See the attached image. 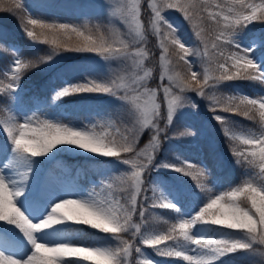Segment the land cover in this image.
<instances>
[{
    "label": "snow or ice",
    "instance_id": "obj_1",
    "mask_svg": "<svg viewBox=\"0 0 264 264\" xmlns=\"http://www.w3.org/2000/svg\"><path fill=\"white\" fill-rule=\"evenodd\" d=\"M3 3L0 0V6ZM147 8L151 33L160 49L159 89L148 85L153 69L146 62L152 54L141 20L140 0H115L110 15L124 30L87 22H49L34 17L22 0H9L5 10L15 11L30 41L47 45L49 51L25 60L14 48L9 64L0 71V102L6 104L9 113L0 118V134L4 137L0 142V264H158L145 255L140 245L181 264H218L223 257L237 252H259L264 256V95L218 94L219 86L229 81L249 80L264 85V69L252 58L253 49L243 47L237 38L249 24L264 22V0H147ZM166 9L182 13L198 44L180 38L178 28L164 15ZM206 22L212 25L211 30L205 27ZM252 43L264 45V38L257 37ZM63 53H91L116 66L110 64L111 76L107 79L85 76L75 83L65 81L64 86L54 89L53 102L75 94H107L120 102L129 122L118 124L111 118H101L69 125L49 113L46 106H37L35 111L21 106L24 75ZM180 65L183 71L177 70ZM161 91L163 105L159 102ZM187 93L208 101L212 118L229 142L231 155L246 169L239 184L214 191L207 186L204 166L180 157L174 162H157L161 137H167V128L178 110L186 105L197 108ZM231 116L254 122L255 130L236 131ZM161 120L166 121L164 127ZM146 130L152 134L140 148L139 139ZM61 145L114 158L109 161L126 167L120 175L101 180L78 198L52 202L38 172L44 160L38 158L51 159ZM158 168L190 177L206 197V203L191 218L163 220L168 225L164 231L152 229L148 216L161 218L149 210L179 213L180 209L154 183L152 195H147L145 176ZM21 197L24 201L18 204ZM50 203V212L40 219ZM28 211L33 213L31 219ZM63 221L90 226L108 234L106 239L114 243L97 245L74 240L67 232L71 225L47 232ZM198 224L215 226L229 235H194ZM41 232L50 237L49 242H41L37 235ZM25 240L31 252L14 255Z\"/></svg>",
    "mask_w": 264,
    "mask_h": 264
},
{
    "label": "rangeland",
    "instance_id": "obj_2",
    "mask_svg": "<svg viewBox=\"0 0 264 264\" xmlns=\"http://www.w3.org/2000/svg\"><path fill=\"white\" fill-rule=\"evenodd\" d=\"M259 2V0H256ZM115 0H91L86 1L83 4H79L77 0L66 1L55 8H48L43 13H39L47 17L50 21L57 20L60 22H69L73 24H83L85 22L89 25L100 24L102 27H108L114 25L121 30H124L120 21L111 16L110 13L113 10ZM141 3V20L145 26L146 35L148 38L147 47L151 52L150 59L146 62L148 67L153 69V76L148 81V85L151 88H160V49L158 47V40L151 33L150 19L151 13L147 8V0H140ZM25 8L32 14H38L36 8L32 3L25 1ZM103 5V7H102ZM167 19L178 28V35L182 40H185L189 44H198L192 27L187 21H184L182 13L177 10L166 9L164 14ZM205 27L211 30L212 25L210 22L205 23ZM2 30L0 29V32ZM257 37L264 38V22H254L249 24L243 31L238 33V40L245 48H252V58L260 63L262 69H264V45H255L253 40ZM10 48L18 49L19 45L14 42H8ZM49 51V49H48ZM22 55V52L20 50ZM12 58V56H11ZM198 61V58H193ZM11 60V59H10ZM9 60V62H10ZM0 65V71H2L6 65ZM110 64L112 68H115L114 62L104 61L101 57L91 53H63L55 58L51 63H48V67L52 72L49 85L51 88L45 93L25 92L28 88L22 83V107L31 108L36 110L37 106H46L47 111L55 116H58L63 123L69 125H83L90 121H96L101 118H111L118 124L120 121L129 122L130 118L126 111L121 108L120 102L114 97L107 94H75L89 96L86 99V103L82 106H74L72 109L68 106L60 103H55L52 100L54 95V89H59L64 86L65 81L75 83L88 76L97 79H107L111 76ZM199 67V63H197ZM158 68V69H157ZM178 70V69H177ZM198 70V68H197ZM158 72V74L156 73ZM179 71V70H178ZM167 83V81H164ZM218 94H243L248 96L264 95V85L256 84L253 81H229L219 86ZM187 95L197 104L196 109H192L190 105H186L184 108L178 110L176 115H186L189 117V124L186 130L183 132H191L192 135H179L178 139H172L170 146H178L173 149L172 153L159 158L157 151V162L160 161H175L176 157L186 159L196 163L198 166H204L208 172L207 186L218 190H223L221 180L219 177L210 174L209 167L202 159H197V151L201 147V141L207 142L209 145L214 146L217 143V136L222 131L221 126L212 118V113L208 108V101L201 97L196 96L195 93H187ZM92 96H96V99ZM159 102L165 103L163 100L162 91L159 92ZM7 107L4 102H0V118H4L8 115ZM31 114V113H29ZM166 116V109L164 111ZM230 119L235 123V130H255V127H251L244 123L236 116H231ZM161 127H164L166 121L161 120ZM152 134V133H151ZM151 137V136H150ZM3 135L0 134V142L3 141ZM141 137L139 139L138 146L144 147L148 143L150 138L141 143ZM162 143V140H161ZM197 143V145H195ZM195 145V146H194ZM66 150L62 152L55 151V156L51 159L38 158L44 160V163L39 166L38 172L42 179V186L48 189L46 193L47 197L52 202H58L60 198H78L84 194L87 190H91L93 187L99 185L101 180L108 177H115L120 175L124 171V165L120 164L114 158H105L94 156L90 153H85L82 150L76 149L73 146H66ZM51 155V154H50ZM79 155L84 157H97L101 158V169L91 170L88 169L81 161ZM154 183L167 199L176 204L180 209L179 213H174L169 209H151V213L156 217H160V220L152 218V215L148 216L149 224L152 229L156 231H164L168 225L162 221L167 218H172L173 222L178 218H191L198 213L200 207H203L206 203V197L199 189L194 185L195 182L190 177L182 176L180 173L166 168H158L153 170L151 174L145 176V187L148 189L147 195H152V187ZM24 201V197L20 198L18 204ZM51 203L48 207L44 208L43 214L40 219L46 218L50 212ZM29 218H32L33 213L31 211L26 212ZM160 215V216H159ZM134 219L139 222L138 217ZM35 222V221H33ZM171 222V221H170ZM66 225H71L70 229H67L68 235L78 241H82L87 244H110L114 241H108L106 239L108 234L104 235V239L99 242L91 240L90 237H85L80 234L79 225L71 221H63L59 224L53 225L47 232H54L56 230H65ZM209 224H198L194 228V235L206 236L208 234ZM41 242H49L50 237L44 232L37 234ZM221 235H229V233L223 232ZM220 235V236H221ZM129 238V237H125ZM55 242V241H52ZM139 245V240L136 241ZM27 245L25 240L23 244L19 245L14 250V255L25 256L31 252V246ZM142 250L145 255L154 261H158V264H181L174 258H164L158 256L151 248L142 246ZM137 259H142L137 257ZM233 259L230 257H224L218 264H231Z\"/></svg>",
    "mask_w": 264,
    "mask_h": 264
},
{
    "label": "trees",
    "instance_id": "obj_3",
    "mask_svg": "<svg viewBox=\"0 0 264 264\" xmlns=\"http://www.w3.org/2000/svg\"><path fill=\"white\" fill-rule=\"evenodd\" d=\"M26 0H22L24 4ZM69 0H27L28 3H32L36 8L38 14L33 15L34 17L45 18L47 17L40 15L39 13L45 12L48 8H55L60 4ZM79 4H83L86 1L91 0H77ZM25 5V4H24ZM9 6V0H4L2 6H0V65L9 62L13 51L10 48L8 42L12 41L20 45L22 51V58L25 60L35 59L39 55H45L48 52V46L42 44H33L30 39L25 35L23 31L20 20L18 19L15 11L9 12L5 10ZM51 22L50 20H48ZM179 71H183L182 65L178 66ZM49 70L48 64L42 65L36 69L28 71L23 79L22 83L28 87L26 92L45 93L48 91L50 85L48 83ZM239 81H249V80H239ZM259 84V83H256ZM96 99V96H92ZM88 96L78 95V96H68L61 98L55 103H60L73 108L74 106L83 105L86 102ZM164 104V103H163ZM188 114L186 115H176L173 120V124L167 128V137L162 135L161 147L158 150L159 157L166 156L172 153L173 149L178 146H170L172 139H178L180 133L186 130L189 124ZM244 123L249 126L255 127L254 122L247 120L242 116H237ZM151 136V131L146 130L141 136V143L148 140ZM179 140V139H178ZM197 145V143L195 144ZM194 145V146H195ZM67 148L65 145L59 146L58 152L65 151ZM57 151V150H56ZM197 159H202L205 161L206 165L209 167V173L219 177L221 180L222 188L228 189L230 186H235L241 182L246 174V169L244 166L238 165L235 158L231 155L229 150V142L225 138L223 131L217 136V143L214 146L209 145L205 141H201V147L196 152ZM81 161L84 165L92 170L101 169L100 158L97 157H84L79 155ZM150 211V210H149ZM171 221V220H170ZM82 234H89L93 239H98L102 233L98 230L91 229L90 226L81 225ZM226 232V230H216L215 226L210 225L209 232L207 236H220L221 233ZM235 260L231 264H264V256H261L259 252L255 254H250L247 252H237L229 254L228 256ZM224 258V257H223Z\"/></svg>",
    "mask_w": 264,
    "mask_h": 264
}]
</instances>
